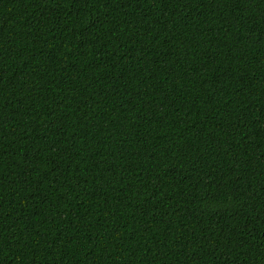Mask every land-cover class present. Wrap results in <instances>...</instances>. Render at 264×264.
I'll return each instance as SVG.
<instances>
[{"label":"trees","instance_id":"16d2710c","mask_svg":"<svg viewBox=\"0 0 264 264\" xmlns=\"http://www.w3.org/2000/svg\"><path fill=\"white\" fill-rule=\"evenodd\" d=\"M0 264H264V0H0Z\"/></svg>","mask_w":264,"mask_h":264}]
</instances>
